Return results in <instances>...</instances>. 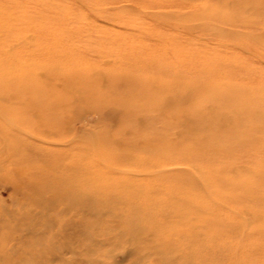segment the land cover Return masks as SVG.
<instances>
[{"label": "rangeland", "instance_id": "1", "mask_svg": "<svg viewBox=\"0 0 264 264\" xmlns=\"http://www.w3.org/2000/svg\"><path fill=\"white\" fill-rule=\"evenodd\" d=\"M105 6L140 20H126L118 28L123 33L163 29L225 39L231 46L256 38L264 44V0H160L157 4L115 0ZM138 23L143 27H137ZM31 52L17 57L12 53L8 60L31 64L33 59H48L39 51ZM101 52L87 56L93 69L90 76L68 68L23 64L8 80L0 72V264H230L227 256L218 254V240L227 225L220 226L211 247L199 243L208 225L222 220L221 216L210 217L203 227L194 221L202 213L181 207L175 212L170 202L156 203L161 188L146 172L148 166L139 167L133 157L130 165H111L96 151L103 147L122 160L129 153L152 150L154 145L147 144L146 136L163 133L157 112L172 114L176 105L193 109L197 92L186 89L179 72L164 71L156 78H172L167 85L145 83L137 76L109 82L123 70L135 69L138 75L145 54L155 53L149 44H108ZM57 60L63 64L72 58L60 55ZM72 72L77 76L73 81L62 79ZM163 88H173L176 101L157 104L156 94ZM33 94L41 98L33 99ZM143 107L150 111H141ZM193 121L187 119L173 128L170 136L184 141L210 132L208 121ZM229 124L217 131L243 127L236 118ZM257 124L264 130V118ZM184 127L188 131L178 133ZM251 138V145L262 140ZM263 214L261 197L253 219L261 222ZM254 261L264 264V256H255Z\"/></svg>", "mask_w": 264, "mask_h": 264}, {"label": "bare ground", "instance_id": "2", "mask_svg": "<svg viewBox=\"0 0 264 264\" xmlns=\"http://www.w3.org/2000/svg\"><path fill=\"white\" fill-rule=\"evenodd\" d=\"M114 1L0 0V72L8 80L16 75L14 72L23 64L29 67L50 66L52 70L68 68L69 71L73 69L90 76L93 69H90L87 56L102 53L108 44H149L155 53L145 54L146 59L142 60L137 69L138 75L135 69L132 73L123 70L114 77L112 75L113 81L111 79L109 82L116 83L115 77L127 80L130 76H137L145 83L157 81L167 85L172 78H156L164 71L170 75L179 72L186 89L191 93L197 92L195 108L182 109L176 105L172 114L159 116L157 112L155 117L163 133L146 136L147 144L151 142L154 145L152 150L136 155L129 153L120 160L98 143L102 147L96 150L101 154L99 156L97 152L98 156L111 165H130L133 157L139 160V167L148 166L146 172L161 188L155 197L156 203L170 202L175 212L181 207L192 213H202V217L194 221L203 227H207L212 217L221 216L222 220L214 219L208 225L199 243L211 247L212 242L217 241L215 234L220 226L227 225L228 229L218 240V254L227 256L230 264H255V256H264V250H256L264 247V218L261 222L253 219L256 202L264 197V130L260 129V124L256 125L264 118V44L258 42L260 39L256 41V38L248 39L244 45L231 46L225 39L211 40L201 35L183 36L176 32L166 33L163 29L147 30L139 23L137 27L142 28L139 31L132 33L126 30L123 33L118 28L126 20H140L127 12L105 9V5ZM151 1L157 4L160 0ZM31 51H39L48 59H33L31 64L8 60L12 53L17 57L18 54L28 55ZM60 55H68L72 60L60 64L57 60ZM76 72L62 79L73 81L74 77L77 78ZM107 73L110 75V72ZM235 82L238 86H235ZM157 93V104L176 101L178 97L173 88H163ZM31 97L41 98L34 94ZM156 106L152 110L156 111ZM246 108L248 111H244ZM144 110L147 109L143 107L141 111ZM105 113H109L108 108ZM235 118L243 123V127L232 128L227 133L217 131L220 125H228ZM187 119H195L198 123L208 121L206 128L210 132L205 136L185 137L184 141L174 140L170 132L183 125ZM183 130L185 133L188 131L184 127L178 133ZM251 137L262 140L259 144L251 145L248 141ZM230 213L234 216L229 217Z\"/></svg>", "mask_w": 264, "mask_h": 264}]
</instances>
